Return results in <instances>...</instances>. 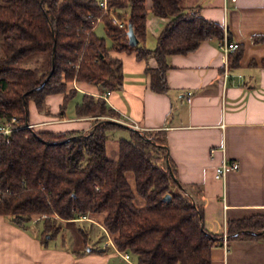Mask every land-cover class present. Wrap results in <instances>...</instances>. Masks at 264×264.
<instances>
[{"label":"trees","instance_id":"1","mask_svg":"<svg viewBox=\"0 0 264 264\" xmlns=\"http://www.w3.org/2000/svg\"><path fill=\"white\" fill-rule=\"evenodd\" d=\"M107 7L98 0H0V124L18 118L9 135L0 134V215L22 228L38 216L46 245L65 222L100 214L119 252L131 254L137 264H211V249L223 235L206 228L204 205L177 179L164 131L131 129L129 138L118 141L117 159L108 158L107 133L123 127L110 121L118 115L106 100L89 93L76 113L95 118L91 131L57 133L26 126L30 100L46 111L45 97L65 93L69 81L97 85L101 92L120 89L122 63L109 54L111 49L153 56L157 66L147 68L150 86L167 92L169 55L224 37L220 24L204 18L199 8H186L184 0H153L152 14L167 22L156 48L147 49L139 45L146 34L145 0H107ZM113 15L126 25L116 23ZM99 21L111 47L95 32ZM128 23L136 45L129 42ZM233 53L235 63L239 47ZM30 56L33 66L18 65ZM75 93L71 89L64 96L61 114ZM128 172L134 175V188ZM136 195L144 199L143 206L135 204ZM78 232L90 241L89 228L80 225ZM226 235L228 240L264 238V213L229 220Z\"/></svg>","mask_w":264,"mask_h":264},{"label":"crops","instance_id":"2","mask_svg":"<svg viewBox=\"0 0 264 264\" xmlns=\"http://www.w3.org/2000/svg\"><path fill=\"white\" fill-rule=\"evenodd\" d=\"M184 4L199 8L204 18L224 28L223 39L238 43L241 56L235 63L234 53L229 56L228 77L223 75L219 48L223 39L204 40L191 52L169 55L167 92L150 86L147 68L157 66L153 56L140 58L135 50L111 49L109 54L121 60L123 84L105 100L117 118L137 129L164 131L177 179L204 205L206 228L223 235L211 249V264H264V238L225 237L229 220L264 213V0H184ZM145 7L146 34L139 45L153 50L167 18L152 14L153 0H145ZM71 89L76 93L61 114ZM104 92L94 84L69 81L65 93L45 97L46 111L30 100L29 124L36 131L89 132L95 118L79 116L76 105L85 93ZM107 135V156L117 159L118 141L129 137V129ZM110 136L115 143L111 152ZM224 158L237 160L239 168L224 179L216 178V167ZM39 222L34 216L22 228L0 215V264H137L129 253L130 262L120 256L127 252H119L109 234L111 242L101 234L88 242L77 236L68 245L60 234L61 242L57 237L44 245Z\"/></svg>","mask_w":264,"mask_h":264},{"label":"rangeland","instance_id":"3","mask_svg":"<svg viewBox=\"0 0 264 264\" xmlns=\"http://www.w3.org/2000/svg\"><path fill=\"white\" fill-rule=\"evenodd\" d=\"M95 32L98 36L105 38L107 47L112 46V40H111V38H109L106 35L103 22H100L96 25ZM18 65L23 66V67L33 66L34 65V57L30 56V57L20 61ZM116 118L117 117H114V119H116ZM117 119H119V118H117ZM114 144L115 143H114L112 137L110 136V139L108 142V148H109L110 152H111L112 148H114V146H115ZM126 175H127V178L129 180L130 184L134 188V175H133V173L128 172ZM134 202L137 206H143L144 205V199L139 195L135 196ZM102 219H103V215H100V214L99 215H96V214L90 215V214H88L87 216H82L80 218V221H76V222L70 223V224L67 223L66 226H64L62 232L60 233L62 236L65 237L64 243L66 242V244L71 245L73 238H75L77 236L82 238L81 234H79V232H78V228L80 225L90 229V234H91V237L93 239H95L96 237H98L100 239L101 238L100 235L104 234V237L108 241L109 240V238L107 237L108 232L106 233L105 229L101 226ZM61 235H60V238H61ZM109 237L111 238V235H109ZM60 238L59 237L57 238V241H58L57 243L61 242Z\"/></svg>","mask_w":264,"mask_h":264},{"label":"built area","instance_id":"4","mask_svg":"<svg viewBox=\"0 0 264 264\" xmlns=\"http://www.w3.org/2000/svg\"><path fill=\"white\" fill-rule=\"evenodd\" d=\"M235 1V0H233ZM99 5L101 7H103L104 10H107V0H98ZM113 20L118 23L120 26H125L126 23L123 21H120L116 18V16L113 15ZM239 47L237 42L234 41H229L227 40V38L223 39L222 41H220L219 44V48L221 51V58L223 61V67H224V78L226 79L229 75L228 73V65H229V55L230 53H232L233 51H235L237 48ZM110 93L109 90L105 91L104 93L100 94L99 96L103 97L104 99H106V97L108 96V94ZM191 92H188V95H190ZM117 119V118H116ZM119 121H122L124 123H127L133 127L138 128V126L136 125H132L131 123H128L127 121L121 120V119H117ZM18 118L16 116H13L10 119V122L8 124L2 125L0 124V134H5V135H9L16 127H14L12 124L13 123H17ZM27 127H31L30 124L26 125ZM239 168V162L237 160H230L227 158H224L223 161L220 163V165H218L216 167V171H215V177L216 178H220V179H224L225 176L227 175V173L237 170ZM1 192V191H0ZM106 231V230H105ZM107 233V231H106ZM110 241V240H109ZM111 242V241H110ZM111 244H113V242H111ZM120 256L127 262H130V256L128 253H119Z\"/></svg>","mask_w":264,"mask_h":264},{"label":"water","instance_id":"5","mask_svg":"<svg viewBox=\"0 0 264 264\" xmlns=\"http://www.w3.org/2000/svg\"><path fill=\"white\" fill-rule=\"evenodd\" d=\"M128 24H129V29H128L129 42L131 44H133V45H136L138 43V39H137V37L135 36V34L133 32V29H132L131 24L130 23H128ZM110 119H111L110 121H114V122H117V123L121 124L123 128L129 129V130H131V129H133V130H139V129H137V128H135V127H133V126L127 124V123H124L122 121H119L117 119H114V118H110ZM167 155H168V152H167ZM167 164H168V168H169V171H170L172 177L175 180H177L176 177L174 176V173L172 172V168H171L170 164L168 163V158H167ZM170 197H171V195L169 193H167L164 196V198L167 199V200H169ZM225 237L227 238V235Z\"/></svg>","mask_w":264,"mask_h":264}]
</instances>
